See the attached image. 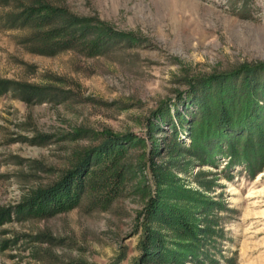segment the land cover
Wrapping results in <instances>:
<instances>
[{
	"label": "rangeland",
	"instance_id": "rangeland-1",
	"mask_svg": "<svg viewBox=\"0 0 264 264\" xmlns=\"http://www.w3.org/2000/svg\"><path fill=\"white\" fill-rule=\"evenodd\" d=\"M0 264H264V0H0Z\"/></svg>",
	"mask_w": 264,
	"mask_h": 264
},
{
	"label": "trees",
	"instance_id": "trees-1",
	"mask_svg": "<svg viewBox=\"0 0 264 264\" xmlns=\"http://www.w3.org/2000/svg\"><path fill=\"white\" fill-rule=\"evenodd\" d=\"M237 72L233 73L232 75H234L236 77V75H239V70H236ZM241 71H244V72H250L251 71V68L250 67H247V66H243L242 67V70ZM249 74V73H248ZM211 78V77H210ZM209 78V79H210ZM207 79V80H209ZM245 80H248V77L245 78ZM244 85V88H245V94H246V99H244V103L242 104L241 107H238L237 109V113H234V108L232 109H228L226 112H224V109L222 108L221 109V115H220V118H217L215 116V114L213 112L210 111V107H208L204 101V103L201 101L200 103H198L201 107H203V109L205 110V119H204V123H203V128L204 127H207V132H210L215 130V129H218L220 127H230V128H235L236 129V126H235V122H229V120H227V117H230V116H235L234 118H237L239 119L237 124H239V127H243L244 124H247L249 121H252L253 116H254V112H253V108L254 106H250V103L252 102V96L254 94H252L250 91L252 90V88H250V85L248 82L246 83H243ZM206 86H212V82H210V84L206 85ZM219 86V85H218ZM249 86V88H247ZM205 87V86H204ZM197 91V88L196 87H191V90L190 92L192 93V95ZM254 92V91H253ZM202 104V105H201ZM252 104H255L254 102ZM251 127V126H250ZM249 127V128H250ZM262 131V130H260ZM207 132H203V133H207ZM216 132V131H215ZM263 133L260 132L258 134V138H260V135ZM121 139H125L124 137H115V138H112V140L114 141V144L116 145H120V141ZM103 147V146H102ZM100 148L98 150H102L103 148ZM236 148H239L241 149V147H239L237 144L236 145H232L231 149L234 151V149L236 150ZM233 152H231V155H232ZM235 154V153H234ZM84 166L85 164H81V166H79L77 172L79 170H83L84 169ZM70 173V172H69ZM154 200H150V202L148 203L149 207H150V203H153ZM142 247L144 249H147V251H152L154 249V246L156 244L153 245L152 242L149 241V234H145L143 237H142Z\"/></svg>",
	"mask_w": 264,
	"mask_h": 264
}]
</instances>
